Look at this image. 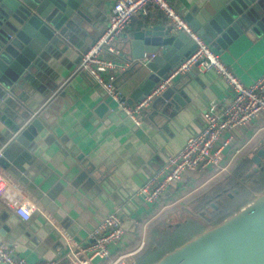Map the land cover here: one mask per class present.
<instances>
[{"label": "crops", "instance_id": "0c3cea01", "mask_svg": "<svg viewBox=\"0 0 264 264\" xmlns=\"http://www.w3.org/2000/svg\"><path fill=\"white\" fill-rule=\"evenodd\" d=\"M114 1L103 0L100 7L88 12V21L83 23L87 34L68 32L51 52L37 57L14 84L8 110L0 113L5 118L0 121V151L14 135L10 125H19L30 113L42 124L25 148L28 159L20 155L10 162L0 158V169L16 188L12 198H0V243L29 264L51 260L70 264L66 256L69 250L84 244L93 228L112 211L120 212L125 232L113 256L139 250L137 264L141 254L156 242L159 228L170 225L177 209L169 212L167 207L174 198H182L185 190H202L214 179L231 175L235 168L251 161L248 158L254 150L264 146L261 117L253 125L222 137L233 140L224 151L222 164H229L226 173L186 174L174 184L177 191L168 188L158 203L145 205L136 194L139 187L169 156L178 153L189 137L200 132L210 105L215 104L220 114L232 93L216 72L196 67L172 83L180 82L182 104L154 98L141 112V124L135 126L92 75L80 68L82 54L104 30ZM204 1L169 0L183 16ZM148 24L170 28L161 12L137 14L109 58L120 66L115 85L128 100L147 79L134 58L132 39ZM212 49L246 85L253 84L264 72V32L258 36L242 34L225 48ZM250 165L249 171L254 164ZM21 201L34 206L28 221L15 212ZM196 204L188 205L192 209L183 205L178 210L189 217Z\"/></svg>", "mask_w": 264, "mask_h": 264}, {"label": "water", "instance_id": "95a60500", "mask_svg": "<svg viewBox=\"0 0 264 264\" xmlns=\"http://www.w3.org/2000/svg\"><path fill=\"white\" fill-rule=\"evenodd\" d=\"M102 3L103 0H0V113L8 110L14 84L37 57L51 52L68 32L87 34L83 24L88 21L87 14ZM184 18L212 47L225 48L239 35L258 36L264 32V0H205ZM132 45L134 58L147 79L132 93L130 104L149 93L196 47L184 32L149 24L133 34ZM105 56L111 58L108 53ZM179 84L167 87L156 99H173L182 104ZM1 116L0 121L5 119ZM10 126L14 135L1 159L10 162L19 155L28 159L25 148L42 129L40 120L30 113L19 125ZM262 144L263 141L259 146ZM248 159L254 166L247 176L262 170L264 146L254 150ZM153 264H264V192Z\"/></svg>", "mask_w": 264, "mask_h": 264}, {"label": "built area", "instance_id": "2783aa9c", "mask_svg": "<svg viewBox=\"0 0 264 264\" xmlns=\"http://www.w3.org/2000/svg\"><path fill=\"white\" fill-rule=\"evenodd\" d=\"M157 11L164 14L173 32H184L196 47L149 93L130 104L121 89L115 85L120 66L107 58L105 53L114 54L116 41L129 29L135 15L149 16ZM196 67L204 71H214L222 77L232 93L231 101L220 114L215 104L210 105L203 115L204 126L200 132L189 137L178 153L169 156L161 168L143 182L136 194L145 205L158 203L168 188L180 182L187 171H210L214 176L228 171L229 164L223 165L222 162L224 151L232 146L233 140L232 137L224 140L222 137L249 127L264 117V72L253 84H244L169 0H115L104 30L82 54L81 70L92 75L135 126L141 124L140 114L151 105L154 98L171 86L179 75ZM2 153L0 151V158ZM14 193L16 188L0 169V198H12ZM33 211L34 206L26 201H21L15 208L16 214L23 221H28ZM124 234L120 212L112 211L93 228L84 244L75 245L66 256L70 264H96L95 261L106 264H136L139 250L124 251L113 256L114 249L121 244ZM0 264L29 263L17 256L11 247L0 243ZM36 264L58 263L51 260Z\"/></svg>", "mask_w": 264, "mask_h": 264}, {"label": "trees", "instance_id": "16d2710c", "mask_svg": "<svg viewBox=\"0 0 264 264\" xmlns=\"http://www.w3.org/2000/svg\"><path fill=\"white\" fill-rule=\"evenodd\" d=\"M250 163H252L251 161L247 160L246 162H244L243 164H241L239 167L235 168L233 170V173L227 177H225L220 183L216 184L211 192L206 193L202 196V198L199 200L200 203L197 202V204L194 206V211L195 214L190 215L189 217H187L184 221L183 224H181L179 227L177 228H173V226L171 227L169 226H165V227H161L159 228V230L157 231V240L156 242L153 244V246L149 249V251L144 252L143 256L141 254V257L139 258V261L137 262V264H153L155 262H157L160 258H162L165 254H167V249H169V252L173 249H175V247H179L180 245L184 244L187 241L182 242L179 245H175V246H171V247H167L166 245H164L166 242V238H169L173 233L168 234L169 232L166 233V231H168L169 229H180L182 226H186L189 223H193L196 224L197 228L195 229L196 231L194 232V235L198 234L199 232H201L203 229L211 226V225H216L218 223H220L221 221H223L226 217L230 216L233 212H235L236 210H238V208H240L242 205H244L245 203H247L248 201H244L240 206H236L235 208H229L227 203L224 206V208H217L216 207V201L221 200L222 197H226L228 198V201L230 203H233V201L236 198L230 199L231 195L227 194L230 191H234V193H237L235 196L238 197L240 196L239 194L242 193V191H244V189H246V187L244 186V183H249L251 185V189L252 191H264V186L259 187V184H262L264 182V168L261 171H258L253 173V175L251 174L250 176H247V173L249 171L250 168ZM258 177V179H257ZM257 179V180H256ZM236 190V191H235ZM239 191V193L237 192ZM256 192V193H257ZM229 196V197H228ZM235 202V201H234ZM219 204V201L218 203ZM210 205V207L212 208V213H210V215L207 218V213L205 211L206 206ZM235 205V203L233 204ZM239 205V204H238ZM218 206V205H217ZM201 211H203L201 214H199ZM206 214V215H205ZM200 215V216H199ZM168 234V235H167ZM174 247V248H172ZM172 248V249H171ZM150 258H154L153 261L148 260ZM143 260V262H141ZM150 261V262H148Z\"/></svg>", "mask_w": 264, "mask_h": 264}, {"label": "rangeland", "instance_id": "374dc122", "mask_svg": "<svg viewBox=\"0 0 264 264\" xmlns=\"http://www.w3.org/2000/svg\"><path fill=\"white\" fill-rule=\"evenodd\" d=\"M263 165H264V163H263ZM263 168H264V166H263ZM186 174H191L192 177H194V176H197L198 175V171L190 170V171H187ZM252 175H253V173H252ZM223 179H221V180L220 179H218V180L217 179H214L212 182H210L206 186V188H204L202 190H198V191L185 190L182 193V198L180 196L174 198L173 199V202L170 203V205H168V207H167L168 208L167 211H169V212L174 211V210L177 209L176 212H175V216H173V218L170 219V222H169L170 226L171 227L173 226V228L179 227L181 224H183L184 218H186L188 216V214L185 213L184 211L178 210L180 206H183V205L186 206L187 205L186 207H188V205L191 206V204H193V203H197V202L200 203L199 200L201 198L198 199V197H200L201 195L206 194L208 192L210 193L211 190H212V188L216 184L220 183ZM257 179H258V177H257ZM244 186L246 187V189H244V191H242V193H240L239 194L240 196H238V197L235 196L237 193H234V191H230V192L227 193V194L231 195V198L230 199L236 198L234 200L235 202L233 201V203H230L228 201V198H226V197L223 196L221 200H218L219 201V204H217L218 201L214 202V203H216L215 204L216 207L217 208L218 207L219 208H222V207L224 208L223 205H225L227 203L228 207L231 204L229 208H235L236 206L237 207L240 206L244 201L246 202V201L250 200L251 198L253 199L256 195L260 194L261 192H264V191H260V192L252 191L251 185L249 183H247V182L244 183ZM262 186H264V182L262 184H259L258 188L259 187H262ZM169 189L171 191H173V192L177 191V189H176V187H175L174 184L171 185L169 187ZM237 192L239 193V191H237ZM234 203H235V205H233ZM189 208L192 209L191 207H188L187 209L189 210ZM205 211L207 213V218H208V216L210 215V213H212V208L210 207V205L206 206ZM191 212H192V210H191ZM202 212L203 211H201L199 214H201ZM166 213L167 212H165V214ZM193 214H195V212H193L192 215ZM189 215H190V213H189ZM173 228L172 229H169L168 231H166V233L169 232L168 234L173 233L169 238H166L167 240L165 241L166 243L164 244V245H166V248L167 247H171V246H175V245H179L182 242L187 241L188 239L194 237L195 236L194 235V232L196 231L195 229L197 228V226H196V224L189 223L186 226H182L180 229H173Z\"/></svg>", "mask_w": 264, "mask_h": 264}]
</instances>
